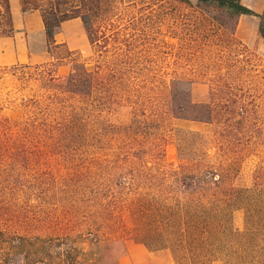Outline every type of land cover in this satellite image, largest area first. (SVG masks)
I'll return each mask as SVG.
<instances>
[{
	"label": "trees",
	"instance_id": "trees-1",
	"mask_svg": "<svg viewBox=\"0 0 264 264\" xmlns=\"http://www.w3.org/2000/svg\"><path fill=\"white\" fill-rule=\"evenodd\" d=\"M125 1L22 0L24 11H41L49 50L61 61L68 59L72 70L64 75L53 72L36 77L49 85L34 99L19 103L18 109L23 112L19 123L0 117V149L11 150V144L22 143L18 145V151L33 160L39 155L52 153L85 156L93 142H109L116 150L115 155L119 149H124L125 154L120 156L121 159L117 158L119 162L115 158L111 160L108 179L118 185L129 183L130 187H135L130 198L142 201L140 211H153L156 216L150 217L157 229L158 240H163L156 247L159 244V247L171 248L176 264H264V154L256 159L252 182L242 184L239 181L246 160L244 150L264 145L258 139L249 136L245 140L241 135L248 127V109L238 98L230 104L220 103L219 92L222 94L226 90L228 93L224 85L221 89L213 87L205 101H197L193 98L195 85L201 82L197 76L144 72L146 63L130 56V52L136 50L131 41L132 34L122 29L116 15ZM129 1L130 6L139 3V0ZM149 1L153 6L154 0ZM176 1L182 6L197 7L202 13L204 10L211 14V24L222 19L215 11L224 12L235 22L242 14L258 15L260 33L264 35V11L257 13L242 0ZM75 17L83 19L93 46L94 53L89 57H83L79 50H72L65 43L56 42L62 23ZM13 32L11 2L0 0V35ZM26 66L28 64L21 65ZM214 81L210 79L213 85L216 84ZM222 98L229 100V96ZM122 113L128 115L125 123L117 121ZM226 115L225 129L235 136L225 135L216 128L211 139L214 141L225 135L219 149L228 150L231 155L218 158L207 152L202 161L190 160L177 167L164 168L163 174L169 180L170 204H145L146 191L137 185H149L157 176L147 175L143 168L152 166L153 162L133 150L152 142L140 139L150 138L154 133L148 129L157 128L152 139L162 141L165 135L160 130L175 129V119L190 118L213 124ZM137 140L142 144L136 147L133 144ZM148 150L147 156L161 150L160 143L150 144ZM12 158L0 157V264H36L31 261L32 255L36 252L42 254L52 237L35 234L32 223L48 219L49 211L57 213L60 209H64L65 215L59 223L39 224L37 229L42 233L53 227L59 232L57 237L62 241L57 243L58 253L52 263L99 264L102 258L100 249L116 237L105 233L109 227L103 221V212L108 197L102 189L94 191L89 186L88 179H92L89 176L77 178L69 175L62 178L70 186L77 185L70 200L50 204L39 195V203L35 204L30 198L32 190L29 192L23 185L21 191L24 196L28 195L30 206L14 209L7 192L17 189L19 184L14 169L10 168ZM86 165L84 163L82 167L87 168ZM43 174L47 176V172ZM43 178L39 177L37 183L44 182ZM126 178L129 181H123ZM27 182L32 184L34 180L28 177ZM12 211L14 214L27 212L25 220L12 224L5 219V215ZM239 212L243 213L242 223L237 221ZM84 232L91 235L95 232L96 236L84 237ZM79 242L91 243L93 247L86 251Z\"/></svg>",
	"mask_w": 264,
	"mask_h": 264
},
{
	"label": "rangeland",
	"instance_id": "rangeland-1",
	"mask_svg": "<svg viewBox=\"0 0 264 264\" xmlns=\"http://www.w3.org/2000/svg\"><path fill=\"white\" fill-rule=\"evenodd\" d=\"M192 1L197 2V0ZM242 1L251 8L264 2V0ZM130 3L129 0L123 2L116 15L122 29L132 34L131 41L133 45H136L134 47L136 50L131 51L130 56L146 63L144 72L166 76L175 74L197 76L201 80L195 85L193 91V98L197 101H205L213 87L221 89L224 85L228 93L226 90L222 94L219 92L220 103L230 104L238 98L241 99L239 102L248 109L250 117L246 132L241 134L243 138L246 140L251 136L264 143V35L259 29L260 17L248 14L250 19L244 21L245 30L241 34L238 32V27L241 16L244 14L240 15L235 22L224 12L215 11L222 19H216L211 24L209 20L212 18L211 14L203 10L204 14L197 7L182 6L176 0H154L153 6H150L151 1L149 0H139V3H135L134 6H130ZM159 10L162 12L159 13ZM253 26L257 27L256 31L253 30ZM79 51L83 57H89L94 53L93 46L90 50ZM56 52H59V49H56ZM62 52L60 50V53ZM23 64H28V66L21 67ZM38 65L42 67L38 68ZM0 66V117L8 118L14 123L15 121L19 123L23 119V112L18 109L19 103L26 99H34L38 94L46 91L49 85L47 81L36 79V77L53 72L57 75H64L72 70V64L68 59L61 61L56 57L46 63L12 65L0 63ZM211 78L215 79L213 82L216 83L215 85L210 82ZM228 96L227 101L222 98ZM226 117L227 115L221 117L222 120L213 124L190 118L175 119V129L165 131V128H162L160 130L165 135L164 140L154 141L152 138L155 137L157 128L150 127L148 131H154L149 136L150 138L140 139L145 140L146 143V140L152 142L141 146L142 148L138 146L141 143H139L140 140L134 142L133 145L139 148L133 151L153 162L152 166L143 168V170H147L149 177L157 176V178H152L153 182L149 185L143 183L137 185L142 191H146L145 204L162 206L170 204V195H168L170 189L167 183L169 180L163 174L164 168L170 165L177 167L190 160L202 161L207 152L218 158L231 155L230 151L219 149L220 141L225 138L222 136L227 134L231 137L235 136L229 129H225L228 123ZM127 120V113H122L117 119L120 123H125ZM216 128H219L225 135L213 141L211 134ZM140 130L144 131L142 128ZM16 141L22 142L21 140ZM153 143H160L161 150L149 156L145 155L149 152L148 147ZM18 145L22 143L11 144V150L0 149V157L13 156L10 168L14 169L12 171L19 179L17 189L7 190L14 209L30 206L28 195L24 196L21 191L24 186L29 192L32 190L30 198L35 204L39 203L37 200L39 195L47 203L55 204L60 200H70L73 195L72 191L77 186H70L62 177L89 176L92 178L88 179L89 186H92L94 191L102 189L104 195L108 197L105 200L106 206L103 212V221L109 227L105 233L116 235L115 240L100 249L102 258L99 264H176L174 251L171 248L159 247V244L156 247L157 243L163 242V240H158L159 235L156 233L157 229L152 220L156 216L152 213L153 211L143 209L140 211L142 201L133 200L134 197L130 198L132 197L131 190L132 188L135 190V187H130L129 183L118 185L108 179L112 167H110L111 160L115 158L119 162L117 158L125 154L124 149H119L115 155L116 150L111 148V143L93 142L91 150L85 156H75L76 154H62L61 156L58 153H52L51 155H39L32 160L18 151ZM263 147L264 145L261 144L244 150L246 160H244L245 164H243L239 178L240 183L250 184L252 182L256 159L264 154ZM102 159L105 161L102 162ZM84 163L88 165H86L87 168L82 167ZM44 171L47 172V176H51H44ZM41 176L44 177V182L37 183V179ZM28 177L34 180L32 184L27 182ZM123 181H129V178ZM63 210L60 209L57 213L51 210L48 219L32 223L35 234H48L52 237L48 239V247L42 254L36 252L32 255L31 261H36V264H54L52 260L58 253L57 243L62 241L60 237H57L59 232L53 227L42 233L37 229L40 228L39 224L59 223L65 215ZM14 213L9 212L5 215V219L12 224L25 220L24 214L27 212ZM44 216L47 217V215ZM237 221L242 223V212L237 214ZM83 235L89 237L91 233L84 232ZM92 236H96L95 232ZM79 243L80 245L83 243L86 251H90L93 247L88 242ZM71 261H73L72 258ZM214 264H221V262Z\"/></svg>",
	"mask_w": 264,
	"mask_h": 264
},
{
	"label": "crops",
	"instance_id": "crops-1",
	"mask_svg": "<svg viewBox=\"0 0 264 264\" xmlns=\"http://www.w3.org/2000/svg\"><path fill=\"white\" fill-rule=\"evenodd\" d=\"M14 32L0 35V63L12 65L18 63H46L54 59L49 50L44 19L40 10L24 11L22 0H10ZM257 13L264 11V2L254 5ZM258 6V7H257ZM250 15L241 16L238 32L243 34L245 20ZM257 27L253 26L256 31ZM57 43H65L72 50L87 51L92 47L84 21L81 17L68 19L62 23L56 34Z\"/></svg>",
	"mask_w": 264,
	"mask_h": 264
}]
</instances>
